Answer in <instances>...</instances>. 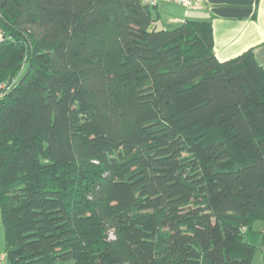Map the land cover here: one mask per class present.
<instances>
[{
    "label": "trees",
    "instance_id": "16d2710c",
    "mask_svg": "<svg viewBox=\"0 0 264 264\" xmlns=\"http://www.w3.org/2000/svg\"><path fill=\"white\" fill-rule=\"evenodd\" d=\"M160 2L1 5L0 264H251L264 70Z\"/></svg>",
    "mask_w": 264,
    "mask_h": 264
},
{
    "label": "crops",
    "instance_id": "0c3cea01",
    "mask_svg": "<svg viewBox=\"0 0 264 264\" xmlns=\"http://www.w3.org/2000/svg\"><path fill=\"white\" fill-rule=\"evenodd\" d=\"M4 1L0 0V7ZM175 17L174 23L178 24L186 19L210 20L213 51L219 61L251 49L256 62L264 70V0H204L201 8L183 9ZM263 229L264 221L260 229L253 228L247 233L251 243L255 242V232H264ZM259 264H264V249Z\"/></svg>",
    "mask_w": 264,
    "mask_h": 264
},
{
    "label": "rangeland",
    "instance_id": "374dc122",
    "mask_svg": "<svg viewBox=\"0 0 264 264\" xmlns=\"http://www.w3.org/2000/svg\"><path fill=\"white\" fill-rule=\"evenodd\" d=\"M183 9H187V8L176 3L160 2L156 8V11L159 14V25L160 26L163 25L165 28H173L176 24H178V23H174V20L176 19L175 16L180 15ZM262 222L263 221H259V220L256 221L254 223L253 228L260 229ZM255 235L256 238L254 244L256 245V252L252 260V264H259V258L261 253H263V249H264V244H263L264 232L259 230V232H255ZM4 250H5V241L3 235L2 221L0 218V254L4 253ZM3 264H7V263H3Z\"/></svg>",
    "mask_w": 264,
    "mask_h": 264
},
{
    "label": "built area",
    "instance_id": "2783aa9c",
    "mask_svg": "<svg viewBox=\"0 0 264 264\" xmlns=\"http://www.w3.org/2000/svg\"><path fill=\"white\" fill-rule=\"evenodd\" d=\"M143 2L147 3V4H156L160 1H164V2H168V3H176L179 4L187 9H191V10H196L201 8V6L203 5L204 0H142ZM2 30L0 28V40L2 39ZM264 230V229H263ZM5 259V255L4 254H0V263L3 262Z\"/></svg>",
    "mask_w": 264,
    "mask_h": 264
}]
</instances>
